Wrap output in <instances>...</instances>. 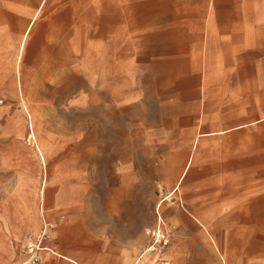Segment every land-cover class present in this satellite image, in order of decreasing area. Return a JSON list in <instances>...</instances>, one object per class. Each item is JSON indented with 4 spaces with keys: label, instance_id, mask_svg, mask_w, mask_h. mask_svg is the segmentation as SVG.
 <instances>
[{
    "label": "crops",
    "instance_id": "0c3cea01",
    "mask_svg": "<svg viewBox=\"0 0 264 264\" xmlns=\"http://www.w3.org/2000/svg\"><path fill=\"white\" fill-rule=\"evenodd\" d=\"M49 3L52 4L53 0H0V25L2 19L7 20L11 34L17 35L20 44L16 68L19 76L28 74L34 67L32 64L27 69L25 54L30 40L40 30L41 13L49 8ZM88 3L90 0H85V4ZM106 3L109 4L106 14L121 21L119 29L112 35L115 45L120 46L122 41H127L132 51L162 53V62L152 65L153 68L161 67V77H154L156 82L160 79L158 97L173 101L180 108L178 115L184 117L171 125L140 129L144 132L141 134L143 144L153 149L145 164L153 163L156 150L152 141H158L162 151L169 148L162 155L161 184L164 186L163 182H168L170 177H176L183 183L187 180L198 160L199 149L206 143L205 137L209 135L210 139L223 132L222 128L201 130L199 124L190 122L189 116L203 114V101L212 98V89L218 84L225 83L231 100L236 99L230 112L237 122L233 128L243 132V209L264 216V0H106ZM75 11L78 12V8ZM53 28L49 27L50 32L42 40L48 44L53 42L56 51L50 56L45 55V59L51 68L61 63L66 66L72 62L78 47L74 45L70 31L61 32ZM151 61L155 62L154 59ZM119 93L115 90L110 94L117 100L137 98L131 93ZM22 105V116L26 113L30 118L25 137L29 153L25 156L38 159L42 177L36 183L31 182L20 170L18 182L2 204L0 217L8 236L0 237V264H21L19 249L25 233H31V242L34 243L36 234L43 235L45 231H50L54 239L53 244L48 240L46 243L55 246V250L77 264H100V257L104 258L105 264H141L143 261V264H153L156 257V262L164 259L167 264H184L186 245L183 236L177 237L157 256L148 254L147 247L144 254L141 255L143 250L136 257L138 240L134 234L136 229L131 224L136 218L137 197L140 195L133 186L138 179L136 156L130 154L113 159V183L84 187L87 183L86 164L90 161L65 157L52 159L61 147L72 148L75 145L71 141L63 145L46 135L41 129L37 105L25 100ZM137 130L135 128L133 132ZM172 131L180 133L177 145L168 142L167 133ZM134 138L138 140L137 134ZM180 145L188 147L187 156L175 159V152L181 157ZM178 147L180 149L176 151ZM22 156L18 158L20 162ZM2 162L9 163L8 157H4ZM52 163L54 166L51 168ZM20 168L26 170L21 163ZM78 170L80 172L71 173ZM87 171L94 172L90 167ZM50 173L72 174L63 178L68 188H61L63 183L60 181L53 182ZM45 179L47 183L43 191ZM219 196L218 191L210 194L209 198L200 192L185 197L187 207L191 206L187 212L193 215L190 226L184 223L194 244L193 264H204L203 258L212 250L219 254L221 261L231 227L216 223L218 219L207 221L205 215L210 210H223L218 202ZM188 198H195V201L188 202ZM164 200L160 201L158 211ZM230 200L229 196L227 202ZM64 206L67 208L65 211ZM159 221H163L160 214L157 223ZM106 223H116L113 227L120 235L102 239L97 231L106 227ZM257 223H264V218L262 221L258 219ZM259 232H264V228H259ZM214 239L219 240V245ZM99 242L117 246L105 250L73 246ZM229 247L231 253L235 252L234 264H264V240L252 248H242L236 241ZM69 258L46 253L42 264H75Z\"/></svg>",
    "mask_w": 264,
    "mask_h": 264
},
{
    "label": "rangeland",
    "instance_id": "374dc122",
    "mask_svg": "<svg viewBox=\"0 0 264 264\" xmlns=\"http://www.w3.org/2000/svg\"><path fill=\"white\" fill-rule=\"evenodd\" d=\"M109 4L106 0H53V3L44 9L40 16L38 32L30 40L25 54L27 69L32 64L28 74L17 72L18 43L17 35H12L7 20L2 19L0 25V214L3 202L11 195L18 182V172L27 176L31 182H38L42 174L38 159L33 158L26 149V132L30 127V118L25 113L22 116L20 108L22 102L37 105L40 116L41 129L50 138L56 139L65 145L71 141L75 147H61L57 156L70 158V160H86V185L84 187H102L104 183H113V159L118 156L130 154L138 158V179L133 185L139 192L137 197V212L132 228L136 229L138 251L136 257L155 243L154 230L157 225L162 228V242L156 248L149 250L148 254L159 255L169 244L179 236L185 238L186 255L184 264H193V240L186 232L187 223L190 226L193 215L188 211L185 197L196 192L210 194L218 192V202L223 210H210L205 212L206 220H217L216 223L230 228L226 237V245L222 253L212 250L204 258V264H234L235 252L231 253L230 244L236 241L241 247L252 248L264 240V216L258 212H246L242 204V173L244 169V151L242 148L243 132L233 128L237 123L230 115L231 106L236 99L231 100L226 84H218L212 89V98L203 101V114L189 116L192 124H199L201 130L222 128L221 133L215 134L200 148L196 165L191 170L187 180L183 183L176 177H170L168 182L161 184L160 168L163 151L158 141H152L156 152L153 153L152 162L145 164L146 157L151 156L153 149L146 148L142 141L140 129L144 127L157 128L161 124H174L178 118L180 108L171 100L158 97L161 67L159 65L161 52L132 51L127 41L121 45L113 42V32L119 29L121 21L106 14ZM78 8V12L75 11ZM57 10V13L55 12ZM53 12L56 15L53 16ZM129 24V22H127ZM61 32L70 31L74 45V58L68 65L62 63L51 68L46 56L56 51L53 42L42 39L50 32L49 27ZM132 25V23H131ZM72 43V44H73ZM108 49V50H107ZM154 59V63L150 60ZM115 90L122 93H131L136 99H115L111 92ZM4 109H1V108ZM184 118V117H182ZM138 128L136 132H133ZM19 130V131H17ZM136 134L138 140H136ZM157 134V133H153ZM178 131L167 133L170 145H177ZM134 135V136H133ZM247 138V136H246ZM86 144V145H85ZM89 144V145H87ZM73 145V146H74ZM89 147V148H88ZM180 153L175 152V159L187 156L188 147H183ZM176 149L178 151L180 149ZM184 152V153H183ZM23 155V156H22ZM22 156V161L18 159ZM8 157L7 162H2ZM18 160L19 166L15 165ZM51 161V160H50ZM24 164L26 170L20 168ZM184 164V163H182ZM52 165L50 167L52 168ZM94 172L87 171V168ZM100 171V172H99ZM71 171V173H78ZM90 174H87V173ZM89 175V176H88ZM65 176L69 174H51L53 182H62L61 188H68ZM73 177H79L74 175ZM218 189V190H217ZM232 195V196H231ZM230 202H227L228 197ZM165 199L158 211V205ZM187 200V199H186ZM193 203L195 198H188ZM67 209L65 206L63 210ZM158 214L163 221L157 223ZM106 227L98 229L102 239L107 236L120 235L115 232L116 223H106ZM110 225V226H109ZM6 225L0 217V237L8 236ZM31 233L23 236L19 253L22 255L21 264H27L29 252L26 246L31 242ZM40 236V237H39ZM36 234L34 244L43 240ZM40 239V240H39ZM46 240L53 244L50 231ZM167 240V243H164ZM219 245V240L214 239ZM52 246V245H51ZM78 248L90 246L95 250L113 249L116 244L110 243H79L73 245ZM55 246H53L54 248ZM61 252V251H60ZM53 254V253H48ZM54 255V254H53ZM155 258V257H153ZM157 257L155 258V260ZM152 260L154 264L156 261ZM144 262V261H143ZM141 262V264H143ZM104 258L100 257V264ZM156 264H167V261L158 260ZM169 264V263H168ZM171 264V263H170Z\"/></svg>",
    "mask_w": 264,
    "mask_h": 264
},
{
    "label": "built area",
    "instance_id": "2783aa9c",
    "mask_svg": "<svg viewBox=\"0 0 264 264\" xmlns=\"http://www.w3.org/2000/svg\"><path fill=\"white\" fill-rule=\"evenodd\" d=\"M157 232V233H156ZM155 234V243L149 246L148 250H152L156 248L157 243L162 242V237L164 236L162 233L161 225H157V227L154 230ZM43 240L42 242L39 241L38 243H30L26 246L27 251L29 252V263L28 264H42L44 260V256L46 253H54L55 248L53 246L47 244L46 237H47V231H45L42 235ZM164 238V237H163ZM168 241L165 240L164 243H167Z\"/></svg>",
    "mask_w": 264,
    "mask_h": 264
},
{
    "label": "bare ground",
    "instance_id": "6f19581e",
    "mask_svg": "<svg viewBox=\"0 0 264 264\" xmlns=\"http://www.w3.org/2000/svg\"><path fill=\"white\" fill-rule=\"evenodd\" d=\"M31 137H32V135H31ZM46 183H47V180L45 179V181H43V191H44V189H45V186H46ZM42 189V188H41ZM157 233V232H156ZM40 237V236H39ZM40 240V239H39ZM42 242V241H41ZM149 249V246H148V248H147V250ZM55 252L53 253L54 255H56V256H61V257H65V258H69V257H66L65 255H63L61 252H58L57 250H54ZM149 251V250H148ZM145 253V249H144V251L141 253V255L142 254H144ZM69 260L71 261V262H73V263H75V264H77L76 262H75V260H73V259H71V258H69ZM103 264H105V263H103ZM170 264V263H169Z\"/></svg>",
    "mask_w": 264,
    "mask_h": 264
}]
</instances>
